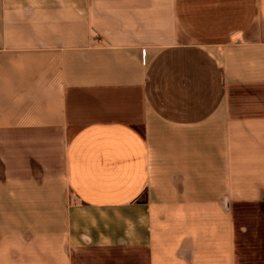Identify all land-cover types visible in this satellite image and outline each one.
Instances as JSON below:
<instances>
[{
	"label": "crops",
	"instance_id": "1",
	"mask_svg": "<svg viewBox=\"0 0 264 264\" xmlns=\"http://www.w3.org/2000/svg\"><path fill=\"white\" fill-rule=\"evenodd\" d=\"M0 264H264V0H0Z\"/></svg>",
	"mask_w": 264,
	"mask_h": 264
},
{
	"label": "rangeland",
	"instance_id": "2",
	"mask_svg": "<svg viewBox=\"0 0 264 264\" xmlns=\"http://www.w3.org/2000/svg\"><path fill=\"white\" fill-rule=\"evenodd\" d=\"M87 257H90V256H89V255H87ZM87 257H86V258H87Z\"/></svg>",
	"mask_w": 264,
	"mask_h": 264
}]
</instances>
